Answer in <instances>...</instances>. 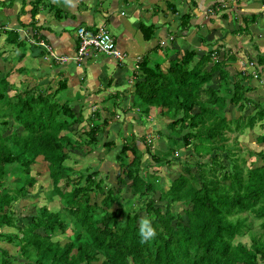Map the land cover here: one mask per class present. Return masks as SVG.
Masks as SVG:
<instances>
[{
  "label": "trees",
  "instance_id": "16d2710c",
  "mask_svg": "<svg viewBox=\"0 0 264 264\" xmlns=\"http://www.w3.org/2000/svg\"><path fill=\"white\" fill-rule=\"evenodd\" d=\"M208 1L206 9L228 17L229 8L220 6L221 1ZM251 1L235 0L231 7L233 20L243 24L233 33L247 32L250 24L257 25L260 12L244 14L238 10ZM37 4H31L30 24L34 23ZM49 6L56 16L64 14ZM165 6V10L177 12L168 1ZM151 9L156 15L163 13L157 5ZM190 17L189 12L179 15L176 27L187 30L194 26ZM154 29L153 23H139L137 30L145 41L153 37ZM14 30L2 27L0 36L4 34L6 42L18 47L23 40ZM177 35L175 38L181 34ZM197 40L207 49L185 44L176 50L165 42L152 47L151 56L142 55L138 71H131L129 99L135 109L129 113L133 115L127 123L129 135L115 154L119 168L116 180L131 193L124 202L121 187L104 183L97 169L84 174L64 164L70 150L83 151L99 141L107 121L101 114L106 106L95 102L93 111L87 109L91 113L82 124L87 127L80 132L78 128L84 126H74L82 122L80 110L75 112L68 102L55 99L47 92L48 85L14 87L7 79L14 70L4 64L6 72H0V243L11 244L16 250L0 245V264H264V152L249 151L261 163L246 165L238 153L237 140L227 144L226 136L261 128L256 140L264 142V105L246 97L250 87L243 82L250 75L233 67L237 60L243 65L250 63L264 89V49L256 44L246 46L243 58L226 45L222 58L216 59L219 47L211 48L213 44L201 35ZM3 59L9 61V55ZM58 80L53 89L66 88V79ZM124 85L105 92L103 99H110L111 107L118 108L124 98ZM234 109L247 113L231 115ZM125 111L118 112L123 122ZM152 116L157 122L155 133L167 139L163 151L151 150L144 141V126L150 124ZM138 141L148 154L143 161ZM101 144L111 149L115 142ZM178 150L186 155L180 160V169L164 184L148 167L178 160ZM185 156L192 157V163ZM38 157L49 178V192L57 197L60 207L52 211L46 203L39 204L28 215L29 221L19 227L15 225L18 214L13 202L37 183L41 173H32L31 166ZM98 194L101 198L95 200ZM143 217L150 218L157 231L148 244L140 242ZM248 217L260 221L261 231L250 233L247 243L235 240L249 230ZM2 226L16 231H2Z\"/></svg>",
  "mask_w": 264,
  "mask_h": 264
},
{
  "label": "rangeland",
  "instance_id": "374dc122",
  "mask_svg": "<svg viewBox=\"0 0 264 264\" xmlns=\"http://www.w3.org/2000/svg\"><path fill=\"white\" fill-rule=\"evenodd\" d=\"M207 1L208 0H205V2ZM219 1L222 2L225 8L226 7L229 8V11L227 12L228 17L226 18L219 17V14L215 15V12H212L211 17H208L206 15L208 11H206V14L203 13L202 15L201 13L199 15V18H201L200 20L198 21L194 20V24L196 23L201 24L198 27L202 29L204 33H201L200 35L201 36L204 35L205 39L210 41L213 44L211 45V48L219 47V51L221 52L218 54L216 59L222 58L221 54H222V51L225 50L226 45L230 46V49L228 48L229 51L230 50L235 51L236 53H238L239 56H242L243 58H246L245 49H244L246 46L249 47L253 44L254 45L256 44L258 47H263L264 49V6L262 5V0H252L249 4L246 3L244 5L242 4V6L240 5V8L238 10L240 12H244V14H248L250 12H260L261 14V17L258 20H256L257 25H254V23H252L247 27V32L243 31L241 33L232 32V31H235L238 28V26H241V27L243 26L242 23L238 25L236 24V21L233 20V16H235V14H233L231 7L234 5L235 0H219ZM242 1H245V0H242ZM44 2H45V5H54L53 7H56V8H59V6H61L59 0H44ZM119 2L121 1L116 0V4H118ZM123 6L128 7V4H122V7ZM191 8L196 13L198 14L200 13L199 8L198 10H196L195 5H193ZM41 10H42V7H41V4L39 3L37 13H39ZM166 15H168L169 22L171 21L170 23H173L176 21L175 19L171 18L170 16L171 14H169L168 12H166ZM24 23L27 24V21L25 20ZM106 28L109 31H111L110 26L108 27V25H106ZM177 31L176 32L174 31L173 33H176L175 35L179 34L177 33ZM182 31H184V29L180 30V34H183V36H185L186 38L183 40H180L178 38L179 42L182 41V47L185 44H188L190 46L196 47L197 50L207 49L205 45L198 43L197 39H199L200 35H195L193 33L194 31L192 27L189 28L186 31V33H183ZM199 32L200 31H198V34ZM22 45L24 46L23 48H29L28 43L25 41H22ZM138 50H143L142 44ZM176 50H178V47L176 48ZM181 51L182 50L179 49L178 55L181 54ZM148 53H147L148 56H151L153 54L151 51H149ZM98 55L100 56L101 54H98ZM2 56H5V54ZM155 56L159 59H162V55L155 54ZM93 58L96 59V57H93V56L90 57L89 59H93ZM193 60L195 61V57L193 58ZM42 61L43 60H40V62L36 64L39 67L37 66L33 67L32 63L29 62L27 58H22L19 61V63H16L15 60L4 62L5 66H8L10 68L14 66H18L22 68L19 70L22 72L16 71L15 68H12L14 72L12 71L9 74L10 76L7 75L8 81L12 82V84L14 83L18 84V85H13V86L19 87V90H21L23 86L31 85L32 83L33 84L38 83L39 87H44L47 85L50 86L47 92H52V95L54 94L55 99L68 102L75 112L77 110H80V113L82 116V122L77 125L74 124V126L75 127L78 125L84 126V128H78L81 132L83 129L87 127V124H84V125L82 124L87 122V118L89 114L91 113V112L89 113V110H90L89 104L93 105V107L95 108L94 101L93 102L91 101L89 103L88 100L84 99L88 96L93 95L91 94L92 92L85 91V86H86L85 81H81L82 83H81L79 90L77 89L72 90V88L68 86H66V88H63V89H58V90L53 89L54 86L59 83L58 79L61 77L58 74H55L54 70L57 69L58 71H60L61 66L57 64L58 62H55V63L48 62L49 72L48 74L45 75L44 74L45 72L41 71V69H43L42 63H41ZM49 61H52V60L50 59ZM191 63H193V61H191ZM239 64L240 63L238 60L233 62V67L235 68L236 71L240 70ZM5 69L3 70V72H6ZM1 71L2 69H0V72ZM21 75L23 76V78H21ZM31 75L32 77H30ZM33 75H35L36 77H33ZM120 75L122 77V84L125 83V80H127L129 77H132L131 70H129L128 68L122 70L120 72ZM215 76L216 75L214 74L213 77L215 78ZM40 77L41 78L47 77V78L40 79ZM243 83H247L250 87V90L246 93V97L251 99L253 102H259L262 105H264V90L261 87L258 77L257 79L253 80L252 78L251 80L249 79L247 82H243ZM128 87L131 88L130 86ZM123 94H126V90L124 91ZM102 98H103L102 94L101 95L97 94L96 99L103 101ZM107 100H104V101H107ZM109 101L111 100L109 99ZM104 106H106V108L103 109L101 114L103 117H106L105 120L107 121H106V125L103 127V129L98 135L99 141L96 144H92L91 147H86L87 149H83L84 153L83 151L70 150L69 155H68L69 157L67 158V160L64 161V164L69 165L70 167L84 174L88 172H93L94 170L97 169L99 171L98 177H101L102 179H104V183L110 184L111 187L113 188H115L116 185L121 187L123 191L121 192L122 194L121 197H122V202H124L131 197V193L129 192V190L126 188L125 185H119L116 180V174L119 172V168L115 160V154L119 150L120 148L119 145L121 142H123V138L129 135V125H127L129 121H127V119L133 117V115L124 112L125 121L123 122L114 115L115 109L113 106L111 107V105H103V107ZM119 107H121L120 104H119ZM242 112L247 113V110L245 111L241 110V112H239L236 109H234L231 112V115H234V114L240 115V113ZM226 116L227 118H230V113L229 112L226 113ZM149 123L150 124L144 126L145 127L144 141L146 144H149L151 150L163 151L165 149V143L167 139L165 140L164 138H161L155 133L154 129L156 128L157 122L154 120L153 116L149 120ZM159 126L161 127V129H163L164 123L160 121ZM262 131L263 130L259 128V130L256 129L255 131L254 130H251L248 132L244 131L245 133L230 132L226 134L227 144L234 143L235 140H237V145L239 146L237 149L238 153L242 155V158L245 160L246 165L261 163V160L259 158H256V156L251 155L249 151L264 152V142L260 143L256 140V135L261 134ZM137 135H142V133L138 132ZM70 136L72 139L75 138L73 135H70ZM105 140L114 141L115 145L111 149L102 147L101 143L102 141H105ZM137 148L138 150L143 151V155L141 156V161L145 160L148 154L147 152L144 151L143 142L138 141ZM181 152H182L181 150L177 151L179 162L178 160H173V161H170L169 163H165L163 166L162 165L161 166L160 165L159 166L150 165L148 167V170L156 171L161 181H163L164 184H167V182L169 181L171 177H173L175 172H177L180 169V160L184 158L183 155H186L184 152H182L181 154ZM36 159H37L36 163L31 166L32 167L31 172L34 173L36 170L40 171L41 174L37 177V183L35 184L34 187L29 189L26 196L20 197V199L13 202V203H16L15 204L16 207L14 208V210L16 214H18V219L15 221V225L19 227H22L24 224H26L29 221L28 215L32 213L33 207L35 206L37 207L39 204L46 203L48 209L52 211L57 210L60 207V203L58 202L57 197L53 194L51 195L49 192L50 182L46 174L44 163L40 160V157ZM186 160L188 161V163H192L193 158L187 156ZM101 195L102 194H98L97 196L94 197V199L99 200L101 198ZM111 207L114 208L115 204H112ZM242 215H246V214H242ZM247 222H248V225L250 226L249 230L247 231L244 230L243 234L241 236L236 237L235 240L247 243L249 241L250 233L257 235L261 231L259 227V222H260L259 220L248 217ZM71 225L75 226L74 223H71ZM1 230L5 232H15L16 231L15 228L6 227V226H2ZM66 231L70 232V229L68 228ZM57 239L62 240V237L58 236ZM0 245L6 247L8 250H11V247L13 250H16V247L6 242L0 243Z\"/></svg>",
  "mask_w": 264,
  "mask_h": 264
},
{
  "label": "crops",
  "instance_id": "0c3cea01",
  "mask_svg": "<svg viewBox=\"0 0 264 264\" xmlns=\"http://www.w3.org/2000/svg\"><path fill=\"white\" fill-rule=\"evenodd\" d=\"M35 1L38 2L36 8H38L40 3L43 9L39 13H36L35 17L33 16L34 19H32L31 22L34 23L30 24V8L31 4ZM59 1L61 5L59 9L64 13L60 17L56 16V13L54 14V8L45 5L44 0H0V10H2L0 11V28L4 27L9 30L14 28L15 33L29 45V48H23L24 46L22 44L17 47V45L15 46L13 43L6 42L5 35L2 34L0 36V69L4 68L5 60L2 55L5 54L9 55V61L15 60L16 63H19L22 58H27V60L32 63L33 67H39L36 64L40 62V60H43L41 62L43 67L41 71L45 72L44 74L46 75L49 72L48 62L55 63V61H49L50 59L46 56L45 51L42 50L40 46L28 42L26 40L28 37L43 40L51 46L56 55H70L76 47V38L74 36V29L76 26L93 27L98 24H103L106 27V25H108L112 32L106 29L111 34L116 47L123 55L121 61L103 54L99 56V53L93 54V57H96V59H89L92 57V53H90L83 59L79 66H76L72 61H64L62 63H57L61 66L60 71L57 69L54 70L55 74L66 79V86L71 87L72 90H79L82 83L81 81H85V91L92 92L91 94L93 95L84 99L88 100L89 103L94 101V104L95 102L96 104L99 102L102 105L110 104V101L108 103L103 99L105 92L108 91V89L113 90V87L116 88V84H122L120 72L126 68L131 71H138L137 64L140 62L141 56L147 54L152 47L156 45L161 46L158 44V41L164 40L172 35L173 39L168 45L174 48L181 45L182 48V41L179 42L178 38L180 40L186 38L183 34L175 38L176 33L173 32L178 30L176 27L177 21L170 23L171 21L169 22V17L166 15V12L171 14V18L175 20L179 15L189 12L191 14L190 21L194 25L191 26L194 31L193 33L198 35V31H200L199 34L204 33V31L198 27L201 24H194V20H200L201 18H199V15L201 13L202 15L203 13L206 14L205 9L209 3V1L205 2V0H193V4L190 3L189 0H120L121 2L118 4H116V0ZM165 1L172 3L177 12L171 13V10H165ZM122 4H128L129 8L126 6L122 7ZM152 5H157L159 9L163 10V13L156 15V13H154L156 10L151 9ZM191 5H195L196 10L199 8L200 13L198 14L193 11ZM206 15L211 17V15ZM25 20L27 24L24 23ZM139 23L145 25L153 23L155 25L152 38L143 41L139 30H137ZM187 30L182 32L186 33ZM177 33L180 34V30H178ZM202 36L204 37V35ZM141 44L143 50H138ZM11 68H15L16 71L22 69L18 66ZM30 77H32V75ZM33 77L36 76L33 75ZM21 78H23L22 75ZM43 78L40 77V79ZM127 80L123 83L126 84L124 88L127 86ZM107 83L110 84L109 87L106 86ZM13 85L18 84L14 83ZM96 93L98 95H103V101L96 99ZM120 105L121 107L118 108L117 112L121 109L122 111L126 110V113H130L129 110L131 107L128 97H124ZM148 117H150V115ZM127 121L131 122L130 118H128Z\"/></svg>",
  "mask_w": 264,
  "mask_h": 264
},
{
  "label": "built area",
  "instance_id": "2783aa9c",
  "mask_svg": "<svg viewBox=\"0 0 264 264\" xmlns=\"http://www.w3.org/2000/svg\"><path fill=\"white\" fill-rule=\"evenodd\" d=\"M74 36L77 45L70 55H56L51 46L43 40L35 41L31 37H28L27 40L40 46L49 59L58 63L72 61L74 64H80L90 53H101L118 61L123 59L122 53L116 47L113 38L103 24H98L93 27L79 25L74 29ZM159 43L162 44V40Z\"/></svg>",
  "mask_w": 264,
  "mask_h": 264
},
{
  "label": "clouds",
  "instance_id": "9594fccd",
  "mask_svg": "<svg viewBox=\"0 0 264 264\" xmlns=\"http://www.w3.org/2000/svg\"><path fill=\"white\" fill-rule=\"evenodd\" d=\"M210 2V1H209ZM220 6H224L223 4H222V2H221V4H220ZM225 7V6H224ZM206 11H208V15H211V13H212V10L210 9V8H207V9H205ZM79 26V25H78ZM77 27V26H76ZM12 29V28H11ZM36 34V33H35ZM32 39H34V38H32ZM173 39V36L172 35H170L169 37H167L166 39H164V40H162V44H160L159 42L161 41H158V44H160V45H163L165 42H170L171 40ZM27 40V39H26ZM35 41L36 40H41V39H34ZM28 41V40H27ZM29 42V41H28ZM239 65H240V67H239V69L240 70H244L245 72H246V74H248V75H250V80L253 78V80L254 79H257V76H256V73H255V71L254 70H252V67H251V64L249 63V64H247V65H243L242 64V61H240L239 60ZM136 72V71H135ZM248 79V80H249ZM248 80H246V82L248 81ZM259 80V79H258ZM259 82H260V80H259ZM126 83H127V88L125 87V90H126V94L124 95V97H128V99L130 98V94H129V92L132 90V79L131 78H129L127 81H126ZM261 84V87L263 88V86H262V83H260ZM116 85H118V84H116ZM119 85H121V84H119ZM128 85L131 87V88H129L128 87ZM249 86V85H248ZM264 90V89H263ZM130 100V99H129ZM120 102V101H119ZM120 104V103H119ZM119 104H118V108H119ZM91 107H92V109H91ZM131 107V106H130ZM89 108H90V110L91 111H93L95 108L93 107V105H91V106H89ZM118 108H114L115 110H114V112H115V116L116 117H119V113L117 112V109ZM133 109H135L134 107H131V109L130 110H133ZM129 110V111H130ZM134 111V110H133ZM148 120H149V118H148ZM139 236H140V242L142 243V244H148V243H150V242H152L155 238H156V236H157V231H156V228L155 227H153V224H152V220L150 219V218H148V217H143V218H141V220H140V222H139Z\"/></svg>",
  "mask_w": 264,
  "mask_h": 264
}]
</instances>
